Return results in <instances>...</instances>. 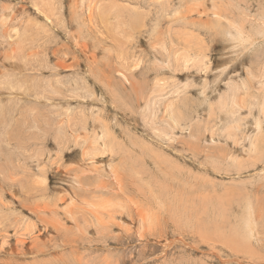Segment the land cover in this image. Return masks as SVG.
<instances>
[{"label":"rangeland","instance_id":"374dc122","mask_svg":"<svg viewBox=\"0 0 264 264\" xmlns=\"http://www.w3.org/2000/svg\"><path fill=\"white\" fill-rule=\"evenodd\" d=\"M261 17L0 0V264H264Z\"/></svg>","mask_w":264,"mask_h":264},{"label":"clouds","instance_id":"9594fccd","mask_svg":"<svg viewBox=\"0 0 264 264\" xmlns=\"http://www.w3.org/2000/svg\"><path fill=\"white\" fill-rule=\"evenodd\" d=\"M256 24L258 27L253 29V31L244 30L240 24L228 26V31L235 33L241 38L240 55L251 52L257 40H264V17L256 20Z\"/></svg>","mask_w":264,"mask_h":264},{"label":"bare ground","instance_id":"6f19581e","mask_svg":"<svg viewBox=\"0 0 264 264\" xmlns=\"http://www.w3.org/2000/svg\"><path fill=\"white\" fill-rule=\"evenodd\" d=\"M235 35H236V34H235ZM236 37H237V39H238L239 36L236 35ZM233 38H234V37H233ZM238 41H239V40H238ZM240 41H241V40H240ZM255 43H256V42H255ZM256 124H257V128L260 129V128H261V122L258 121ZM254 128H256V127H254ZM258 129H257V130H258Z\"/></svg>","mask_w":264,"mask_h":264}]
</instances>
